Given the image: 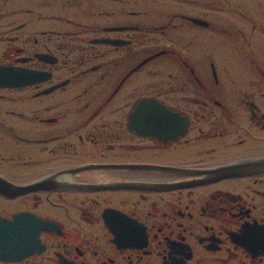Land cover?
I'll list each match as a JSON object with an SVG mask.
<instances>
[{
    "label": "flooded vegetation",
    "instance_id": "flooded-vegetation-1",
    "mask_svg": "<svg viewBox=\"0 0 264 264\" xmlns=\"http://www.w3.org/2000/svg\"><path fill=\"white\" fill-rule=\"evenodd\" d=\"M0 66V264H264V0H0Z\"/></svg>",
    "mask_w": 264,
    "mask_h": 264
},
{
    "label": "water",
    "instance_id": "water-1",
    "mask_svg": "<svg viewBox=\"0 0 264 264\" xmlns=\"http://www.w3.org/2000/svg\"><path fill=\"white\" fill-rule=\"evenodd\" d=\"M44 79V75L38 72L18 69L13 67L0 66V88H21L35 84ZM146 104L156 106L154 102ZM145 117L143 120H136L137 124H154L155 127L165 125L162 114H147L140 106L135 117ZM150 129H153L149 127ZM159 130V129H158ZM151 133L149 129L146 134ZM47 223L41 219L29 215H20L13 220L0 218V261H19L42 250L39 235L46 229Z\"/></svg>",
    "mask_w": 264,
    "mask_h": 264
}]
</instances>
